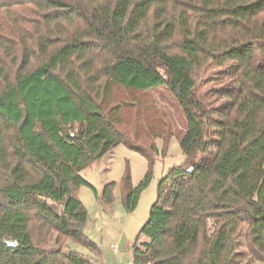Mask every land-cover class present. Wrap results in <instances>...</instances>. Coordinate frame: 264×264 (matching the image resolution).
<instances>
[{"label":"trees","instance_id":"obj_1","mask_svg":"<svg viewBox=\"0 0 264 264\" xmlns=\"http://www.w3.org/2000/svg\"><path fill=\"white\" fill-rule=\"evenodd\" d=\"M0 36V264H93L69 245L100 251L82 172L122 143L145 156L140 184L129 169L122 181L136 210L154 140L174 135L148 123L159 89L183 111L186 164L159 181L132 264L264 263V0H0ZM214 69L207 101L197 87ZM117 86L145 124L133 140L120 128L133 106L109 107Z\"/></svg>","mask_w":264,"mask_h":264},{"label":"rangeland","instance_id":"obj_2","mask_svg":"<svg viewBox=\"0 0 264 264\" xmlns=\"http://www.w3.org/2000/svg\"><path fill=\"white\" fill-rule=\"evenodd\" d=\"M1 38V36H0ZM208 74L206 80L198 84V92L205 95L207 101L216 100V92L222 85L218 71ZM224 76H222L223 78ZM150 97L157 102V110L152 111L148 123L168 125L173 127L174 135L168 139L158 138L155 141L157 153L154 154L153 177L150 185L142 193L136 210L129 213L125 210L122 201V181L129 169L132 184L138 186L149 170V163L145 156L130 149L124 143L118 145L112 152L89 166L82 172V177L87 184L77 191L88 212V220L84 226V234L95 243L100 251H93L78 243L70 242L71 249L89 258L93 264H132V247L139 237L140 230L148 221L150 210L158 199V183L162 177L175 167L186 164V156L182 151L180 139L186 131V120L183 111L175 99L164 89L151 92ZM143 98V96H142ZM145 104L147 101L142 100ZM135 93L122 87L113 88L112 102L114 104H130L132 111H128L126 123L120 126L121 130L127 131L130 139L145 124L138 122ZM147 105V104H146ZM139 124V126H137ZM140 142H146L144 134L140 132L136 137ZM149 144L145 145L148 146ZM110 183L116 184V201L111 207H106L102 201L103 189ZM141 241H147L145 237ZM242 249V248H241ZM255 264H264L256 262Z\"/></svg>","mask_w":264,"mask_h":264},{"label":"water","instance_id":"obj_3","mask_svg":"<svg viewBox=\"0 0 264 264\" xmlns=\"http://www.w3.org/2000/svg\"><path fill=\"white\" fill-rule=\"evenodd\" d=\"M9 246L14 248V247L17 246V243H16V242H14V243H9Z\"/></svg>","mask_w":264,"mask_h":264}]
</instances>
